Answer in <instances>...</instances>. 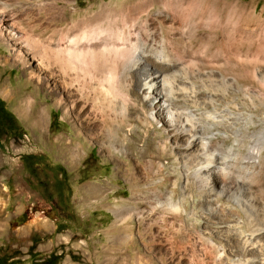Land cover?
Masks as SVG:
<instances>
[{
	"label": "rangeland",
	"instance_id": "1",
	"mask_svg": "<svg viewBox=\"0 0 264 264\" xmlns=\"http://www.w3.org/2000/svg\"><path fill=\"white\" fill-rule=\"evenodd\" d=\"M0 1L5 2H0L5 8L3 13L0 8V98L22 132L12 138L0 130V245L37 230L51 236L35 251L56 250L59 264H264V143L259 142L264 132V0H236L230 35L224 20L214 34L208 17L188 16V10L181 23L169 20L157 5L128 17L133 0ZM101 10L105 20L93 21ZM125 20L127 29H138L146 40L152 36L155 47L164 40L169 53L180 54L183 64L174 65L176 76L156 53L144 56L148 67L167 70L177 111L195 109L203 126L211 122L204 111L213 105L234 113L230 129L240 128L241 135L234 138L217 123L207 131L215 134L213 148L234 163V179L240 181V173L249 181L242 164L253 165L262 185H242L253 188L261 215L243 219L234 210V219L222 217L219 207L234 200L216 196L222 185L213 174V195L200 192L192 171L186 173L197 159L187 158L182 134L165 128L157 98L144 99L138 88L145 71L132 69L116 83L105 70H89V33L73 59L63 50L72 44L70 34L80 29L100 28L106 44L118 45ZM168 24L175 27L167 34ZM108 55L104 62L109 66ZM195 94L206 99L196 105ZM150 107L158 122L149 118ZM26 154L38 162L33 172L23 166ZM56 176L64 188L59 201L65 205L69 200L80 219L48 216L57 195L46 197L48 190L37 180ZM230 179L223 189L233 192ZM22 212L27 218L18 224ZM57 225L64 228L57 230ZM28 244L12 242L17 257L28 258Z\"/></svg>",
	"mask_w": 264,
	"mask_h": 264
},
{
	"label": "bare ground",
	"instance_id": "2",
	"mask_svg": "<svg viewBox=\"0 0 264 264\" xmlns=\"http://www.w3.org/2000/svg\"><path fill=\"white\" fill-rule=\"evenodd\" d=\"M0 2H2V1H0ZM2 3H5V2H2ZM153 5H157L161 11H165L169 20H172V21L175 20L177 23L182 22V18L185 15V11H187V10H188L187 11L188 16H191V17L195 16L196 18H199V19H203L205 17H208L210 19V22H211L210 23L211 32L214 34H216L217 31H219L220 22H223L222 20H224V22H226V28L228 29V31H227L228 35L234 33V30H235V27L233 24L234 12L239 7L236 0H133L131 2V6L129 7V10H128V15H129L128 17H132L134 14H137L141 10H144L145 7L153 6ZM0 8L2 9V13H3V9H5V8L3 6L2 7L0 6ZM105 12L103 13L101 10L98 13H95L92 20L96 21V22L100 21V23L103 22L105 20L104 19L105 14H106ZM220 15H221V17H220ZM222 15H224V18L222 17ZM158 18L160 20V17H158ZM165 18L167 19V17H165ZM250 19H251V16L249 15L246 18V21H250ZM127 20H125V25H123V28H120L118 26L121 29L120 34L117 35V38L119 41L116 39V36H114L115 37L114 39L119 42L118 45L113 44L110 46V44H106L104 37L100 36L102 33V29L91 28V29H88V31H84L83 29H80L78 33H71L69 36L70 37L69 42L72 44H69V46L65 47L63 50L68 55L69 59L70 58L73 59V56L79 55L80 51H81V49L78 48L77 44H79L80 40L85 39L86 37L88 38L87 33H89L88 44H89L90 52L88 54L86 53L91 60L90 66L87 67L89 70H92L94 72H102L105 70L104 72L107 71L108 73H110L109 77H115L116 76L115 77V78H117V80L115 81L116 83H119L123 79L128 77L130 70H132V69L145 71L146 72L145 75L143 77H141V79H139V87L138 88L143 91V98L144 99H150L152 96L155 99L157 98L158 108L161 110V113H162L161 116L163 118V122L165 123V128H168V130H171L173 132L179 133L180 135L182 134L181 137H183V143H181V144H183V146H184V149H185L184 151L186 153L187 158L192 157V159L194 158V160L197 159L196 162L193 163L192 169H188L189 166L186 167V171H187L186 173H188L189 170L192 171V173L196 179V183H197V186H198L200 192H202V193L206 192V194L211 193V195H213V193L215 192V190H214L215 186L213 187V185L211 183V177H210L213 174L218 178V181H219L218 183H220L222 185V188L220 189V191H218L216 193V196L218 195L217 197H219L220 195H223L228 200H234V201H232L233 205L230 204L228 201L227 204H224L222 207L221 206L219 207V208H221L220 210H223V212L221 211L222 217H223V215H225L226 220L227 219H234V217H233L234 214L231 213L234 210L236 212H238L239 216L242 217L243 219H250L252 217L253 213H255V212H256V216L261 215L258 212L259 210L256 211L258 207H256L254 205V203L256 201L255 202L253 201L254 197H253L252 193L254 191L251 192V190L253 188L250 187L252 189L249 190L248 187L245 188L242 185V184H244V182H246L247 184H251L253 182L258 181V179L256 177L254 178L255 172L252 170L253 165L251 167H249V165H247V164H242L243 168L248 172L247 175H248V179H250L249 181L245 178V176L240 175V173H238L236 175L240 179V181L237 178L234 179V177L230 176V173H232V172H230L231 165L234 163L233 162L231 163L229 161H225L224 155H221L219 150L216 151V149L213 148L211 142H212V138L215 137V134L213 132L207 131V129L210 127V125L217 123V124L222 125L226 129V131L230 132V134L233 135L234 138L238 134L241 135L242 131L240 128H236L235 131L230 129L234 124L233 123L234 113L231 112L230 108H227L226 111L224 112V110L222 111L220 109H217L216 106L213 105V108L210 111H204L208 114V117L210 119L209 121H211V122H209V123L205 124V126H203L201 124V121H200V116H198L196 114L195 109L187 108L185 110V112L177 111L174 108V106H172L174 101L173 102L171 101L172 97H173V99L176 98V97L174 98V91L172 89L173 88L172 84L169 81H167L164 77L165 75H168L166 72L167 70H162V69L160 70V68L158 70L157 67H154L153 69L150 66L148 67V64H145V62H144V56L147 52H152V54L156 53V56H155L156 59H158L160 61H166V64L167 65L169 64V67H167V68H169L168 71H170V73L171 72L173 73L175 71L176 66H178V64L179 65L183 64V63H181L180 54L172 52V50L174 48L172 46H171L172 49L170 48L172 53H169L166 50V48H168V47L163 46L167 42L166 41L163 44L164 40H161V45L159 48L155 47L154 46V38L152 36L149 35V40H146L145 38H143L141 32L138 29H127V27H126L127 26ZM169 20H167V21H169ZM87 21H86V23H87ZM96 26H97V24H96ZM174 27L175 26L168 24L165 27V31L167 32V34H168V31H171L172 29H174ZM177 28H175V30ZM116 31H117V28H116ZM178 32H179V30H178ZM155 33H157V32H155ZM172 33H173V31H172ZM151 35H153V34H151ZM169 36H171V35H169ZM177 38L178 37H176L175 41H177ZM186 38H188V37H186ZM169 42H170V40H169ZM179 42H182V40ZM184 42H185V40H184ZM186 42H187V40H186ZM173 44H175V43H173ZM156 45H157V43H156ZM183 46H184V44H183ZM87 51H89V49ZM189 52H190V50H189ZM109 53L112 55V61L108 66V65H105L104 60H105V55H108ZM115 58H116V62L114 61ZM191 58H193V57L191 56ZM106 59H107V57H106ZM108 59H109V55H108ZM158 60H157V62H158ZM197 60H200V59H197ZM146 61H147V59H146ZM182 62H184V61H182ZM175 64H176V66H174ZM189 66L191 67V65H189ZM196 71H197V69H196ZM137 74H139V73H137ZM189 74H190V72H189ZM101 75H102V73H101ZM199 77H200V75H199ZM171 79H173V78H171ZM116 83L114 84V82H113V84H114L113 86H117ZM193 93H195V92H193ZM199 95H197V94H195L194 96L190 95V96H192L191 98L195 99L194 101H195L196 105H199V103H201V102H199L200 99H206V98H203L204 97L203 94H202L203 96L201 95L202 97H200ZM210 97L212 98L211 100H217L215 97H213V95ZM221 97H222V95H221ZM221 100H223L225 105L228 106V104H229L228 101H225L224 98H222ZM203 101H205V100H203ZM204 112H200L199 114L203 115ZM224 113H228V115H226V114L223 115ZM148 115H149V118L151 120L157 121L156 120V112L154 110H152L151 107H150V111L148 112ZM259 142L261 144L264 143V132L260 136ZM252 146H254V145H252ZM228 177L232 179V183H233L232 186H234L233 192H230L229 188L223 189V187H224L223 185H226L225 182H227L229 179ZM261 185L262 184L260 183V186ZM260 190H261V188H260ZM213 197H215V196H213ZM206 202H208V201H206ZM212 203H215V202H212ZM216 203H218V202H216ZM207 205H208V203H207ZM211 207H212V204H211ZM212 208H214V207H212ZM216 208H218V207H216ZM127 209L128 208H125L124 215L126 214ZM217 210H219V209H217ZM220 210H219V212H220ZM208 211H210V210H208ZM212 215H214V214H212ZM238 217H237V219H238ZM245 262H246L245 264L251 263L250 261L249 262L245 261Z\"/></svg>",
	"mask_w": 264,
	"mask_h": 264
},
{
	"label": "trees",
	"instance_id": "3",
	"mask_svg": "<svg viewBox=\"0 0 264 264\" xmlns=\"http://www.w3.org/2000/svg\"><path fill=\"white\" fill-rule=\"evenodd\" d=\"M0 130L2 133H4V136L6 137H12V138H19L22 136V132L20 131V125L17 120V118L14 116V114L6 107L4 101L0 98ZM22 163L23 166L27 168L28 165H30V170L33 172L35 166L37 167L36 161H34V155L26 154L25 157H22ZM60 170H58L59 172ZM63 175V174H62ZM37 182L40 184L41 188L44 190H48L46 197L51 198L54 196V194L57 195V201L58 203H52L50 205L49 210L50 213H48V216L52 219H80V215L78 214L75 209H73L71 203L66 202L64 205L63 202L60 200V191L61 189H64L62 186V178L60 177H52L48 178V180L43 181L37 180ZM51 191L55 193H51ZM59 191V192H58ZM67 203H69L67 205ZM61 210L59 212L57 209ZM64 211V212H62ZM57 212L60 215H57ZM27 218V215L25 212H22L17 219V223H22ZM64 227H59L57 225V230H60ZM51 236V234L48 233H42L41 231H32L26 238H16L14 236H11L4 244L0 245V264H59L60 255L56 253V250H51L47 254H42L40 252L35 251L36 245L38 243H41L42 241L48 239ZM25 242L29 243L27 245V259H20L17 257V249L12 247V242Z\"/></svg>",
	"mask_w": 264,
	"mask_h": 264
}]
</instances>
